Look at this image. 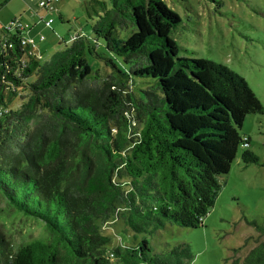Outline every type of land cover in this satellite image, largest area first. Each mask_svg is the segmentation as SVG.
I'll return each mask as SVG.
<instances>
[{
	"label": "trees",
	"instance_id": "obj_1",
	"mask_svg": "<svg viewBox=\"0 0 264 264\" xmlns=\"http://www.w3.org/2000/svg\"><path fill=\"white\" fill-rule=\"evenodd\" d=\"M87 12L94 37L47 66L0 24V198L51 234L15 250L0 229V264H190L184 245L113 248L103 225L151 237L202 226L241 147L245 166H264L239 132L264 107L226 65L179 56L171 33L182 20L165 0H90ZM244 263L264 264V241Z\"/></svg>",
	"mask_w": 264,
	"mask_h": 264
},
{
	"label": "rangeland",
	"instance_id": "obj_2",
	"mask_svg": "<svg viewBox=\"0 0 264 264\" xmlns=\"http://www.w3.org/2000/svg\"><path fill=\"white\" fill-rule=\"evenodd\" d=\"M40 1L11 0L7 4L8 0H2L0 19L15 13L14 19L19 18L25 27L24 36L35 41V57L47 66L60 48L66 50L72 45L77 34L80 38L94 37L97 17L94 12L92 17L87 12L90 0H60L55 12L40 9ZM105 1L111 4V0ZM165 1L182 20L171 33L179 46V56L226 65L247 81L264 107V0ZM27 3L30 5L26 11ZM49 19H53L51 26L46 24ZM129 34L121 33V37ZM91 61L95 67L104 63L93 58ZM20 95L24 97L26 93ZM10 96L9 92L5 95ZM20 100L16 98L13 106L19 107ZM239 132L250 139L248 149L264 162V114L247 116ZM245 149L241 147L229 174L221 178V190L202 226L190 229L169 224L151 237L135 235L124 223L112 218L103 225L112 238V247L124 248L145 239L155 253L164 251L166 245H184L192 254L190 264H245V257L257 242L264 241L260 228L264 225V166H245L241 159ZM90 157L94 172H103V158L92 153ZM83 161L72 174L74 183L85 181ZM0 229L15 250L34 240L51 241V234L42 223L17 214L2 198Z\"/></svg>",
	"mask_w": 264,
	"mask_h": 264
},
{
	"label": "built area",
	"instance_id": "obj_3",
	"mask_svg": "<svg viewBox=\"0 0 264 264\" xmlns=\"http://www.w3.org/2000/svg\"><path fill=\"white\" fill-rule=\"evenodd\" d=\"M60 0H42L38 7L40 9H44L46 11L49 12H55L58 10V4H59ZM19 19V18H18ZM18 19H12L5 27H7V29L9 30H18L22 33L25 32V27L23 26V24L21 23L20 20ZM53 23V19H49L46 24L48 26H51V24ZM80 37L79 34L76 35V37L74 38L75 40ZM42 39H44L42 37ZM22 44L24 46L26 45H30L32 48L33 46H35V41L33 39H27L24 35H23V40H22Z\"/></svg>",
	"mask_w": 264,
	"mask_h": 264
},
{
	"label": "crops",
	"instance_id": "obj_4",
	"mask_svg": "<svg viewBox=\"0 0 264 264\" xmlns=\"http://www.w3.org/2000/svg\"><path fill=\"white\" fill-rule=\"evenodd\" d=\"M8 1H9V2H7V4L11 2V0H8ZM26 1H27V0H26ZM40 2H41V1H40ZM1 3H2V0H0V6H1V7H0V10H2V8H3ZM26 5H27V7H28V5H30V4L27 3ZM28 9H29V7H28L27 9H25V10L27 11ZM58 14H60L59 16L62 17V15H61L60 12H59ZM13 16H16L15 13H11V14L7 15V17H4L3 19H0V24L5 23V22H6V23H9L12 19L16 18V17H13ZM18 16H21L20 13L18 14ZM23 35H24V34H23ZM25 37H26V35H25ZM41 46H42V45H38L39 48H41ZM65 47H66V46H65ZM39 48H38V49H39ZM67 48H68V47H67ZM63 51H65V50H64L63 48H60V49L55 53V55L58 54V53H60V52H63Z\"/></svg>",
	"mask_w": 264,
	"mask_h": 264
},
{
	"label": "water",
	"instance_id": "obj_5",
	"mask_svg": "<svg viewBox=\"0 0 264 264\" xmlns=\"http://www.w3.org/2000/svg\"><path fill=\"white\" fill-rule=\"evenodd\" d=\"M6 202H7V204H9V206L12 208V206L10 205V201L8 200V199H6ZM14 209V208H13Z\"/></svg>",
	"mask_w": 264,
	"mask_h": 264
}]
</instances>
